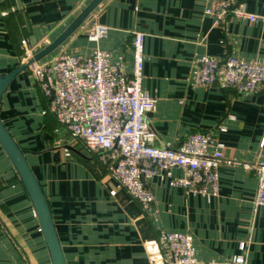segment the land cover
Masks as SVG:
<instances>
[{"label": "crops", "instance_id": "1", "mask_svg": "<svg viewBox=\"0 0 264 264\" xmlns=\"http://www.w3.org/2000/svg\"><path fill=\"white\" fill-rule=\"evenodd\" d=\"M89 1L20 0L19 8L16 0H0V73L53 41ZM211 1L102 0L43 59L100 50L129 74L132 35L145 34L142 88L156 100L146 114L152 145L175 148L190 132L211 134L222 144L217 196L171 187L155 175L148 182L153 203L145 208L109 175L98 152L58 123L29 69L3 95L0 119L40 185L66 264H162L160 230L191 234L196 264H264V208L254 203L253 170L264 165V88L244 95L194 83L201 56L264 62V0H242L258 20L228 17L220 24L204 13ZM94 23L107 34L90 41ZM0 264H51L33 207L1 147Z\"/></svg>", "mask_w": 264, "mask_h": 264}, {"label": "built area", "instance_id": "2", "mask_svg": "<svg viewBox=\"0 0 264 264\" xmlns=\"http://www.w3.org/2000/svg\"><path fill=\"white\" fill-rule=\"evenodd\" d=\"M204 13L217 24L228 17L250 22L259 19L246 11L242 0L211 1ZM106 34L107 27L94 23L86 35L88 40L97 41ZM144 38L141 32L132 35L129 74L109 53L100 50L87 56L59 53L28 69L49 99L48 111L58 123L88 150L98 152L109 175L143 207L153 203L148 182L155 175L168 178L171 187L217 196L222 144L211 134L190 132L175 148L152 145L154 134L146 114L154 109L156 100L142 88ZM26 55L27 59L32 56L30 52ZM194 83L254 95L264 88V62L201 56L196 61ZM172 169L180 170L182 176L172 177ZM253 170L258 178L254 203L264 208V165H255ZM157 244L162 264H196L191 234L160 230ZM233 262L241 263L242 259L236 257Z\"/></svg>", "mask_w": 264, "mask_h": 264}, {"label": "water", "instance_id": "3", "mask_svg": "<svg viewBox=\"0 0 264 264\" xmlns=\"http://www.w3.org/2000/svg\"><path fill=\"white\" fill-rule=\"evenodd\" d=\"M101 1L102 0H90L53 41L16 66L14 69L7 73H0V104L11 81L20 72L28 69L33 63L43 59L59 45H61L68 38V36L71 35L95 10ZM16 4L19 8L21 7L20 0H16ZM0 147L10 161L18 180L24 188V191L33 207L51 264H66L51 213L40 185L26 160L24 151L15 142L1 119Z\"/></svg>", "mask_w": 264, "mask_h": 264}]
</instances>
